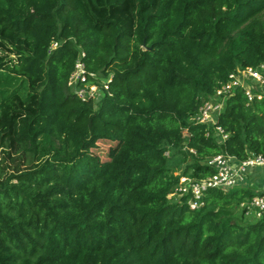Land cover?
Here are the masks:
<instances>
[{"label":"trees","instance_id":"trees-1","mask_svg":"<svg viewBox=\"0 0 264 264\" xmlns=\"http://www.w3.org/2000/svg\"><path fill=\"white\" fill-rule=\"evenodd\" d=\"M263 14L264 0H0V264H264V215H236L264 170L199 209L176 196L211 157L264 156V97L235 91L225 140L193 121L264 64ZM81 50L99 103L68 88Z\"/></svg>","mask_w":264,"mask_h":264},{"label":"built area","instance_id":"built-area-1","mask_svg":"<svg viewBox=\"0 0 264 264\" xmlns=\"http://www.w3.org/2000/svg\"><path fill=\"white\" fill-rule=\"evenodd\" d=\"M58 47L59 42L54 41L49 49V54ZM85 58L86 54L81 50L69 77L68 88L82 101L97 102L101 97L102 89L90 80V77L96 75L88 72ZM107 88L105 85V89ZM239 89L245 91L249 103H253L256 99L261 100L264 97V64L257 68H237L229 76V81L226 84H220L215 94L200 107L193 121L196 124L216 127L218 118L224 111L228 100ZM216 131L221 139L228 138V134L222 128L216 127ZM207 165L213 168V175L200 180L182 177L180 186L176 190L178 197L190 196L188 204L194 210L204 206V197L211 189L230 191L251 186L253 184L251 175L256 170H264V156L250 155L248 159L241 161L233 156L220 154L209 158ZM259 192L260 194L245 200L240 205L247 217H256V220L261 219L264 215V187Z\"/></svg>","mask_w":264,"mask_h":264},{"label":"rangeland","instance_id":"rangeland-1","mask_svg":"<svg viewBox=\"0 0 264 264\" xmlns=\"http://www.w3.org/2000/svg\"><path fill=\"white\" fill-rule=\"evenodd\" d=\"M263 19H264V14H263ZM102 78V77H101ZM102 79H105L104 77L102 78ZM102 95V94H101ZM179 173H181V171L180 172H177L176 173V175H179ZM256 183H253V184H251V185H255ZM262 188V187H261ZM241 189V188H240ZM234 190H237V189H234ZM241 208H238L237 209V212H236V215L239 217L240 216V214H241ZM256 219V217H252L251 219H250V221H252L253 222V220H255Z\"/></svg>","mask_w":264,"mask_h":264},{"label":"crops","instance_id":"crops-1","mask_svg":"<svg viewBox=\"0 0 264 264\" xmlns=\"http://www.w3.org/2000/svg\"><path fill=\"white\" fill-rule=\"evenodd\" d=\"M251 179H252V178H251ZM257 181H258V180H257ZM251 183H255V180L252 179V180H251ZM261 183H262V188H261V189H263V187H264V181H262Z\"/></svg>","mask_w":264,"mask_h":264},{"label":"water","instance_id":"water-1","mask_svg":"<svg viewBox=\"0 0 264 264\" xmlns=\"http://www.w3.org/2000/svg\"><path fill=\"white\" fill-rule=\"evenodd\" d=\"M99 101H100V99H99V100H97V103H99ZM233 223H235V222H233Z\"/></svg>","mask_w":264,"mask_h":264}]
</instances>
